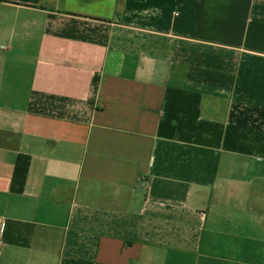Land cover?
I'll return each instance as SVG.
<instances>
[{"label": "crops", "instance_id": "0c3cea01", "mask_svg": "<svg viewBox=\"0 0 264 264\" xmlns=\"http://www.w3.org/2000/svg\"><path fill=\"white\" fill-rule=\"evenodd\" d=\"M0 264H264V0H0Z\"/></svg>", "mask_w": 264, "mask_h": 264}]
</instances>
